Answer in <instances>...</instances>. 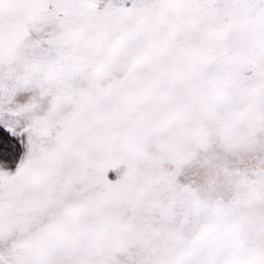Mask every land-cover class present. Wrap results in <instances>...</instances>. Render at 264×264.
<instances>
[{"label":"snow or ice","instance_id":"obj_1","mask_svg":"<svg viewBox=\"0 0 264 264\" xmlns=\"http://www.w3.org/2000/svg\"><path fill=\"white\" fill-rule=\"evenodd\" d=\"M0 264H264V0H0Z\"/></svg>","mask_w":264,"mask_h":264}]
</instances>
